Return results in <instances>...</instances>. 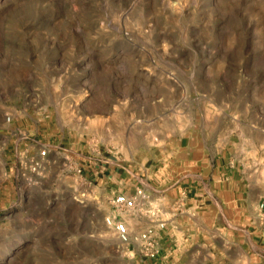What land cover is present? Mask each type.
Instances as JSON below:
<instances>
[{"label":"rangeland","instance_id":"1","mask_svg":"<svg viewBox=\"0 0 264 264\" xmlns=\"http://www.w3.org/2000/svg\"><path fill=\"white\" fill-rule=\"evenodd\" d=\"M223 158L264 178V0H0V264H161L104 222L138 179L123 221H164L166 264H264L244 212L169 205Z\"/></svg>","mask_w":264,"mask_h":264},{"label":"crops","instance_id":"2","mask_svg":"<svg viewBox=\"0 0 264 264\" xmlns=\"http://www.w3.org/2000/svg\"><path fill=\"white\" fill-rule=\"evenodd\" d=\"M198 168L192 177H172L170 187L173 197L171 196L169 205L171 203L177 210L187 206L188 210L193 209L201 214L203 220L213 222L219 220L218 216L230 219V213L238 209L244 212V222L253 237L264 242V209L260 208V204L264 203V178L257 177L256 181L254 178L251 181L247 177L245 180L238 178L234 165L224 158L216 164L207 161ZM151 182L152 185H157V182ZM147 185L144 184L145 190L152 197L155 192ZM117 188V191L122 189L121 186ZM175 217L176 214H171V223L175 222ZM171 226L173 232L178 228L186 231L187 228V225ZM164 235L165 241L174 242L173 239L170 240L172 236L169 237L167 232Z\"/></svg>","mask_w":264,"mask_h":264},{"label":"built area","instance_id":"3","mask_svg":"<svg viewBox=\"0 0 264 264\" xmlns=\"http://www.w3.org/2000/svg\"><path fill=\"white\" fill-rule=\"evenodd\" d=\"M49 147L44 145L38 151V157L40 159H46L49 156ZM136 180L137 184L132 189H129L127 185L122 186L119 191H112L108 196L109 214L105 217V225L114 232L118 241L122 244H132L137 256L147 261H158L161 264L168 263L172 256L173 242L166 240L161 242L159 233L165 230L166 223L161 221L154 213L151 216L154 219L152 224L156 223L158 229L150 226L138 233L131 236L127 230V227L123 221V215L130 213L138 207V202H147L150 199V195L145 190L144 184ZM147 185V184H146ZM260 208L264 209V203L260 204ZM1 218V211H0ZM155 225V224H154Z\"/></svg>","mask_w":264,"mask_h":264}]
</instances>
